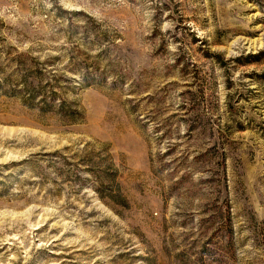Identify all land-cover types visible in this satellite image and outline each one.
<instances>
[{"label": "rangeland", "instance_id": "rangeland-1", "mask_svg": "<svg viewBox=\"0 0 264 264\" xmlns=\"http://www.w3.org/2000/svg\"><path fill=\"white\" fill-rule=\"evenodd\" d=\"M0 264H264V0H0Z\"/></svg>", "mask_w": 264, "mask_h": 264}]
</instances>
